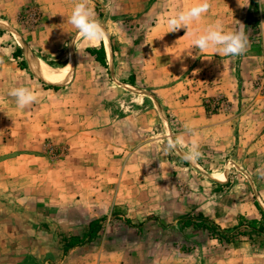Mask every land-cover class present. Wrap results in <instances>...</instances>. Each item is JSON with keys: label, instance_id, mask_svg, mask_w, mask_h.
I'll return each mask as SVG.
<instances>
[{"label": "rangeland", "instance_id": "374dc122", "mask_svg": "<svg viewBox=\"0 0 264 264\" xmlns=\"http://www.w3.org/2000/svg\"><path fill=\"white\" fill-rule=\"evenodd\" d=\"M167 1L87 0L108 35L76 36V47L67 18L77 0H0V264H264V233L221 244L178 222L203 212L230 231L251 221L237 207L260 214L254 183L234 167L232 182L211 186L220 176L201 156L164 154L176 130L151 90L131 81L132 64L149 59L131 40L144 42ZM103 41L114 50L105 65L88 52ZM13 87L37 101L19 109ZM98 218L91 242L63 251L61 233H86Z\"/></svg>", "mask_w": 264, "mask_h": 264}, {"label": "crops", "instance_id": "0c3cea01", "mask_svg": "<svg viewBox=\"0 0 264 264\" xmlns=\"http://www.w3.org/2000/svg\"><path fill=\"white\" fill-rule=\"evenodd\" d=\"M199 2L168 0L166 8L157 13L143 32L144 42H139L138 47L134 35L130 44L149 55L141 70L132 64L134 82L149 88L164 107L169 129L176 130L172 132L174 138L182 136V146L186 147L195 140L203 166L217 168L210 174L220 177H216L217 181L209 178L208 184L232 182L229 179L234 167L239 171L236 178L242 176L254 183L255 201L264 210V103L255 88L264 67V2L208 0L210 8L196 27L203 29L220 19L227 30H242L247 37V49L235 57H220L211 49L199 52L195 46L191 48V38L184 28L167 33L170 15ZM100 46L104 48L105 59H113L111 44L103 41ZM85 124L80 121L76 128L83 129ZM186 124L193 128L190 135L185 134ZM235 210L240 214L251 213L250 220H259L260 215L252 207L247 211L238 207ZM86 259H83L86 264H96L94 258L87 262Z\"/></svg>", "mask_w": 264, "mask_h": 264}, {"label": "clouds", "instance_id": "9594fccd", "mask_svg": "<svg viewBox=\"0 0 264 264\" xmlns=\"http://www.w3.org/2000/svg\"><path fill=\"white\" fill-rule=\"evenodd\" d=\"M209 8L208 0H200L194 6L177 10L167 19L169 29L167 33L178 31L181 28L186 29V34L191 38V48L195 46L199 52L211 49L220 57H235L243 54L247 49L248 42L242 30H227L220 19L208 24L203 29L196 27ZM67 23L76 30L73 41L76 47V36H81L89 41H101L108 35L105 27L95 18L87 0H77L67 18ZM8 95L14 98L19 109H24L37 101V96L28 87H13ZM184 128L185 134L193 133V128L190 125L186 124ZM182 145V136L169 139L163 147V152L165 155L178 153L185 161L195 163L200 157L197 142L193 140L186 151L182 150Z\"/></svg>", "mask_w": 264, "mask_h": 264}, {"label": "trees", "instance_id": "16d2710c", "mask_svg": "<svg viewBox=\"0 0 264 264\" xmlns=\"http://www.w3.org/2000/svg\"><path fill=\"white\" fill-rule=\"evenodd\" d=\"M88 52L95 56V60L100 62L102 65L106 64L105 61V51L102 46L97 49H90ZM131 81L132 80L131 78ZM257 209L259 210L260 218L251 219L247 224H243L244 218L242 217L239 224L230 231H224L220 228L219 225L214 223L210 216L204 215L201 212H187L183 215H180L178 222L182 228L192 227L194 229H200L207 233V235L216 239L221 244H231L233 243L240 235L251 237L252 233L256 234L264 233V210L260 204L255 202ZM114 214V212H113ZM116 214V212H115ZM116 217V216H115ZM101 219H93L84 227L86 228V233H61L60 242L63 247V251L67 252L68 250L84 244V242H91L94 237L97 236L98 229L100 227ZM127 223H130V219H125ZM140 226V225H138Z\"/></svg>", "mask_w": 264, "mask_h": 264}, {"label": "bare ground", "instance_id": "6f19581e", "mask_svg": "<svg viewBox=\"0 0 264 264\" xmlns=\"http://www.w3.org/2000/svg\"><path fill=\"white\" fill-rule=\"evenodd\" d=\"M39 72L42 73L45 78L49 79L52 82H65L69 79V74L66 72L62 74L50 73L45 70H39Z\"/></svg>", "mask_w": 264, "mask_h": 264}, {"label": "built area", "instance_id": "2783aa9c", "mask_svg": "<svg viewBox=\"0 0 264 264\" xmlns=\"http://www.w3.org/2000/svg\"><path fill=\"white\" fill-rule=\"evenodd\" d=\"M255 88L264 103V67L255 81Z\"/></svg>", "mask_w": 264, "mask_h": 264}]
</instances>
